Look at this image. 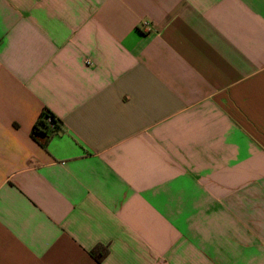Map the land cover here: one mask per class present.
I'll use <instances>...</instances> for the list:
<instances>
[{
  "label": "crops",
  "instance_id": "0c3cea01",
  "mask_svg": "<svg viewBox=\"0 0 264 264\" xmlns=\"http://www.w3.org/2000/svg\"><path fill=\"white\" fill-rule=\"evenodd\" d=\"M97 245L264 264V0H0V264Z\"/></svg>",
  "mask_w": 264,
  "mask_h": 264
},
{
  "label": "trees",
  "instance_id": "16d2710c",
  "mask_svg": "<svg viewBox=\"0 0 264 264\" xmlns=\"http://www.w3.org/2000/svg\"><path fill=\"white\" fill-rule=\"evenodd\" d=\"M48 120L53 122L54 128L50 129V124L48 123ZM60 123L59 121L47 110L44 109L38 119V121L35 123L32 131V136L36 137L39 134L51 137L55 134L60 133ZM108 254V248L103 245H97L90 251L91 257L98 263L101 264L103 259Z\"/></svg>",
  "mask_w": 264,
  "mask_h": 264
},
{
  "label": "built area",
  "instance_id": "2783aa9c",
  "mask_svg": "<svg viewBox=\"0 0 264 264\" xmlns=\"http://www.w3.org/2000/svg\"><path fill=\"white\" fill-rule=\"evenodd\" d=\"M141 27L144 30H149L150 29V25L148 23H146V22L142 23ZM48 123L50 124V129H53L55 124H53V122L51 123L50 120H48Z\"/></svg>",
  "mask_w": 264,
  "mask_h": 264
}]
</instances>
